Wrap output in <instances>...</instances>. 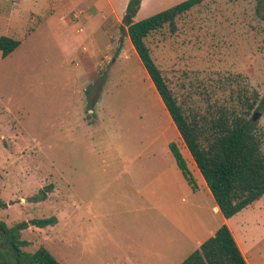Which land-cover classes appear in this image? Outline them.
<instances>
[{
	"label": "rangeland",
	"instance_id": "obj_1",
	"mask_svg": "<svg viewBox=\"0 0 264 264\" xmlns=\"http://www.w3.org/2000/svg\"><path fill=\"white\" fill-rule=\"evenodd\" d=\"M83 1L0 0V38L21 41L8 57L0 52V220L56 218L22 240L26 252L45 247L61 264H181L226 219L200 172L187 165L195 188L171 152L174 144L191 159L126 13L105 35L80 16L98 10ZM184 1L154 0L134 21ZM149 45L189 107L239 112L247 97L264 98V3L206 0ZM254 113L264 132V107ZM228 224L248 264H264V197ZM2 243L0 264H15Z\"/></svg>",
	"mask_w": 264,
	"mask_h": 264
},
{
	"label": "trees",
	"instance_id": "obj_2",
	"mask_svg": "<svg viewBox=\"0 0 264 264\" xmlns=\"http://www.w3.org/2000/svg\"><path fill=\"white\" fill-rule=\"evenodd\" d=\"M206 0H186L170 9L157 13L147 19L135 22L143 0H130L126 18L131 43L144 64L151 80L162 98L181 138L190 154L191 163L170 145L172 154L179 166L196 188L195 176H191L187 165L196 166L223 216L229 220L248 209L264 197V132L254 120L253 112L261 111L264 98L250 102L241 101L238 112L228 106L209 107L206 111L189 107L179 101L170 88L163 71L154 60L149 45L150 38L158 31L168 27L172 34L178 30L179 19ZM258 4L264 0H256ZM21 41L3 36L0 38V52L8 57ZM190 167V166H189ZM193 170V169H191ZM194 172V171H193ZM7 207L0 200V209ZM56 218L34 219L8 226L0 220V245L3 239L9 242L15 264H61L45 247L34 253L24 249L28 242L22 240V232L30 226L45 228L53 226ZM181 264H248L232 231L223 225L216 234L204 241Z\"/></svg>",
	"mask_w": 264,
	"mask_h": 264
},
{
	"label": "crops",
	"instance_id": "obj_3",
	"mask_svg": "<svg viewBox=\"0 0 264 264\" xmlns=\"http://www.w3.org/2000/svg\"><path fill=\"white\" fill-rule=\"evenodd\" d=\"M83 2H89V0H84ZM127 2H128L127 0H94V3L96 5H98V10H97L96 14H92V15L88 16V12L84 11V10H80L79 13H80V16L86 15L85 20H84L85 23L93 24L95 26V28H99V30L105 29L103 31L106 35L107 33L112 32L111 30H112V28H114L116 26V23L121 21L122 15L126 13L128 5H129V2L128 3ZM153 2H154V0H143L140 11L146 5L149 6V4H152ZM119 5L120 6L123 5V6L119 9ZM63 13H64V9H63ZM92 41H94V37L92 38ZM108 47L111 48L110 45H108ZM193 167H195V168H193ZM192 169L195 173V176L196 175L198 176V174H196V171H199V170L196 168V166L193 165ZM200 175H201V173H200ZM197 180H199V185H201L202 189L206 190V188H204L205 180L203 179L202 175H201V179H199L197 177ZM208 193L210 194V192H208ZM214 203H215V201H214ZM214 211L215 212H221L219 207L216 205V203L214 206ZM225 223L227 225H229L227 219L225 220ZM202 243H201V245H202ZM240 249H241V247H240ZM241 251L243 253L242 249H241Z\"/></svg>",
	"mask_w": 264,
	"mask_h": 264
},
{
	"label": "water",
	"instance_id": "obj_4",
	"mask_svg": "<svg viewBox=\"0 0 264 264\" xmlns=\"http://www.w3.org/2000/svg\"><path fill=\"white\" fill-rule=\"evenodd\" d=\"M131 19H132V17L129 16L126 21L129 22ZM257 119H258V115L256 114L254 117V120L256 121Z\"/></svg>",
	"mask_w": 264,
	"mask_h": 264
}]
</instances>
